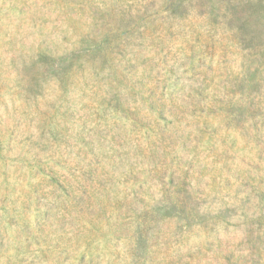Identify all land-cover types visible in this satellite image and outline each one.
<instances>
[{
  "label": "rangeland",
  "instance_id": "1",
  "mask_svg": "<svg viewBox=\"0 0 264 264\" xmlns=\"http://www.w3.org/2000/svg\"><path fill=\"white\" fill-rule=\"evenodd\" d=\"M0 264H264V0H0Z\"/></svg>",
  "mask_w": 264,
  "mask_h": 264
},
{
  "label": "trees",
  "instance_id": "2",
  "mask_svg": "<svg viewBox=\"0 0 264 264\" xmlns=\"http://www.w3.org/2000/svg\"><path fill=\"white\" fill-rule=\"evenodd\" d=\"M176 202H180V203H182V201H180V199H176ZM171 206V208L172 209H176V208H180V207H178L176 204H172V205H170ZM181 210H184L183 209V206H182V208H180ZM148 210L147 209H144V211H143V214H142V219H141V222H140V226H142V227H145V226H147V218H148Z\"/></svg>",
  "mask_w": 264,
  "mask_h": 264
}]
</instances>
